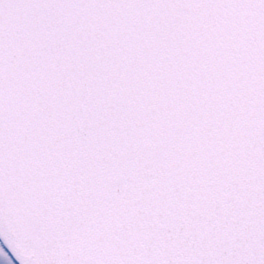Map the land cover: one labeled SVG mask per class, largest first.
Returning a JSON list of instances; mask_svg holds the SVG:
<instances>
[{
    "label": "snow or ice",
    "instance_id": "1",
    "mask_svg": "<svg viewBox=\"0 0 264 264\" xmlns=\"http://www.w3.org/2000/svg\"><path fill=\"white\" fill-rule=\"evenodd\" d=\"M0 264H264V0H0Z\"/></svg>",
    "mask_w": 264,
    "mask_h": 264
}]
</instances>
